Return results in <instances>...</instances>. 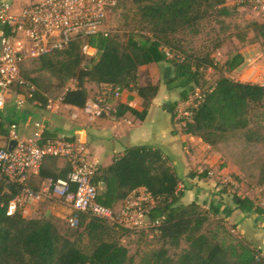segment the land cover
I'll return each instance as SVG.
<instances>
[{"label": "trees", "instance_id": "trees-1", "mask_svg": "<svg viewBox=\"0 0 264 264\" xmlns=\"http://www.w3.org/2000/svg\"><path fill=\"white\" fill-rule=\"evenodd\" d=\"M132 2L137 7V20L148 34H131L121 42L115 37L117 32L114 30L107 37L88 40L95 51L91 57L82 55L81 43L77 41L62 51L31 61L38 63L40 71L57 77L62 86L68 85V81L74 82V88L65 89L61 96L63 105L84 109L88 101L86 84L111 85L122 91L136 92L141 100V110L126 108L124 111L143 121L158 87L139 86L138 70L151 64L166 63L170 66L171 78L167 80L166 87L168 91H179V101L186 100L195 88H202V71L214 67L213 60L209 56L194 58L184 53L170 58L169 51L181 32L192 31L209 18L218 20L231 16L232 10L226 6V0ZM250 29L264 39L263 24L253 22ZM243 62V57L235 54L224 65L232 72ZM25 79L35 86L33 80ZM35 88L34 99L45 107L47 99ZM206 90L182 132L198 137L211 147L228 133L246 130L251 109L264 102V84L241 83L221 76ZM176 105L177 102L172 106V115ZM0 130H5L1 120ZM44 139L54 140L47 133ZM66 173V167L59 172L42 167L37 178L40 181L64 178ZM259 181L264 185V168ZM93 183L98 188L96 202L111 210L140 188L157 200L149 217L152 224L157 221L158 225H151L148 229L157 238L159 248L145 255L141 264H264V255L241 240L226 243L219 241L216 234L208 236L201 233L209 215H216V212L204 211L195 203L180 204L183 192L178 188L179 180L167 158L155 147L125 149L111 165L98 169ZM18 192V186L0 182V264H133L134 258L118 238L120 229L102 219L79 214L74 229L76 239L71 241L60 235L51 222L26 219L20 211L7 216V205ZM236 202L242 211L254 209L264 213L247 199L238 198ZM217 221L222 231L231 235L224 229L222 220ZM83 239L87 240L89 252L78 246ZM182 241L186 247L176 259H172L169 247L178 249Z\"/></svg>", "mask_w": 264, "mask_h": 264}, {"label": "built area", "instance_id": "built-area-1", "mask_svg": "<svg viewBox=\"0 0 264 264\" xmlns=\"http://www.w3.org/2000/svg\"><path fill=\"white\" fill-rule=\"evenodd\" d=\"M229 1L235 7L252 8L264 22V0ZM116 6L117 0H0V111L10 103L13 93L17 95L14 101L17 111L28 104L40 106L34 99L36 88L22 76V67L77 41L81 43L83 56H93L95 51L87 42L114 33L108 27V20ZM206 91L195 88L186 100L178 101L173 121L184 127ZM121 92L116 86L106 85L105 95L118 98ZM104 102L99 98L87 104L83 111L90 120L100 118ZM52 103L48 101L47 107ZM33 129L27 138L19 137L15 124H10L4 132L0 130V182L19 187L18 194L7 205V216L17 211L23 213L29 204L47 199L57 200L70 208L68 224L71 229L77 227L79 214L127 230L139 231L158 225L157 221L154 224L146 222L157 200L144 188L132 192L118 210L99 205L96 202L98 188L93 183L99 166L89 159L84 143L80 139H44L45 128L41 122H34ZM10 141L16 142L11 151L8 150ZM49 159L63 161L66 176L43 180L37 190L30 187V177L38 176ZM259 207L264 210L263 203Z\"/></svg>", "mask_w": 264, "mask_h": 264}, {"label": "rangeland", "instance_id": "rangeland-1", "mask_svg": "<svg viewBox=\"0 0 264 264\" xmlns=\"http://www.w3.org/2000/svg\"><path fill=\"white\" fill-rule=\"evenodd\" d=\"M229 7L232 10L231 16L218 20L209 18L200 22L192 31L181 32L175 37V45L169 51L170 58L184 53L194 58L209 56L213 60L215 66L202 71L204 80L202 88L204 90L221 76L243 83L264 84V39L256 36L250 29V24L253 22L264 25L263 19L258 12L248 6L229 5ZM136 12L137 7L132 0H118L116 9L109 15L108 27L117 32L115 37L119 41L124 42L131 34H148V31L143 28L144 26L139 24ZM235 54H240L244 62L239 68L229 72L224 64ZM21 71L23 77L33 80L43 97L53 103L58 101L67 87V85L62 86L60 80L49 72L40 71L37 62H27ZM146 75V72L142 73L143 78ZM70 83L74 84L72 81H68L67 84ZM87 85L89 84L85 86ZM16 97L17 95L13 93L10 103L0 111V120L4 128L10 125V120L18 122L22 118L19 114L24 111L34 113L35 120H42L45 117L44 106L28 104L21 111H17L14 105ZM9 110L15 112V116H7L6 111ZM248 118L249 126L246 130L224 135L217 140V144L213 147L221 154L216 167L221 168L226 166L228 161H232L241 169L240 172L236 175L229 173L226 177H222L218 175L217 171L213 173L212 169L208 170L212 177H218V182L223 186L222 190L229 191L233 195H249L259 206L261 203L264 204V185L259 181L260 172L264 168V102L251 109ZM59 166H61L59 160H47L43 164V168L51 170H61L58 169ZM29 185L37 190L41 187L42 181L37 176H32L29 179ZM31 208L33 209L31 214L22 213L26 219H41L51 222L60 235L71 241L76 239L75 230L71 229L68 224L69 216L66 212L68 208L65 204L57 200L45 199L32 205ZM217 222L209 217L203 225L201 233L208 236L216 234L219 241L226 243L236 239L234 235L222 231ZM118 229H120L118 238L121 244L127 248L129 255L134 258L133 264H141L145 255L159 248L157 238L150 229L139 231ZM78 246L84 252L90 251L86 239L78 242ZM185 247L184 241L181 242L178 249L169 247L170 257L176 259Z\"/></svg>", "mask_w": 264, "mask_h": 264}, {"label": "crops", "instance_id": "crops-1", "mask_svg": "<svg viewBox=\"0 0 264 264\" xmlns=\"http://www.w3.org/2000/svg\"><path fill=\"white\" fill-rule=\"evenodd\" d=\"M229 5L231 6V3L226 0L228 8ZM143 72L147 73L145 78L142 77ZM170 78L171 69L166 63L139 68L138 85L143 87L149 84L158 87L157 95L151 101L143 121L135 119L124 111L126 108L141 110V100L136 92L122 91L118 98H114L105 95L106 85L95 84L85 86L88 93L86 105L103 98L105 102L101 106L104 107V113L100 118L90 120L83 109L63 105L60 102L65 89L74 88L75 84L70 83L57 102L47 107L48 101L52 102L47 100L43 110L45 117L42 120H35L34 113L24 111L19 114L22 118L18 122L10 120V124L17 126L20 138L29 137L34 130L33 123L41 122L45 133L54 139H80L85 145L89 159L96 162L99 168L111 165L117 156L122 155L124 150L130 147L152 146L159 149L179 180L178 188L183 192L180 204L185 206L195 203L203 210L210 209L216 212V215H209L211 220L221 219L227 232L247 243L263 256L264 213L260 214L254 209L242 211L238 208L236 200L247 199L253 202L258 210H263L262 207L257 206L249 195H233L229 191L222 190L223 186L218 182V177L211 176L208 169H212L213 173L217 171L222 177H226L229 173L236 175L241 169L232 161H228L226 166L221 168L216 167L221 154L198 137L183 133V127L173 121L171 111L173 104L179 101V91H168L166 82ZM14 113L12 110L6 111L7 116H15ZM118 113L121 115L116 116ZM72 115L76 118H72ZM60 162L61 166L58 169L64 170L65 163ZM36 203L38 202L29 204L23 213L31 214L33 212L31 207ZM121 206L122 202L118 203L114 210H118ZM67 208L66 212L69 216L71 210L68 206Z\"/></svg>", "mask_w": 264, "mask_h": 264}, {"label": "water", "instance_id": "water-1", "mask_svg": "<svg viewBox=\"0 0 264 264\" xmlns=\"http://www.w3.org/2000/svg\"><path fill=\"white\" fill-rule=\"evenodd\" d=\"M15 145H16L15 141H10L9 145H8V150L11 151L15 147ZM146 222H147V224L151 223V219L149 216L146 217Z\"/></svg>", "mask_w": 264, "mask_h": 264}]
</instances>
